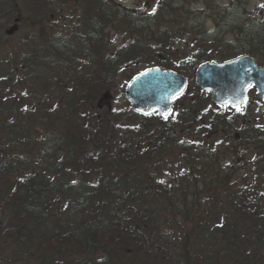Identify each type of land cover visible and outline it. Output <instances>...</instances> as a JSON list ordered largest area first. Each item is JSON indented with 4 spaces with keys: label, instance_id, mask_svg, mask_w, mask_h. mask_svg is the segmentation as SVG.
Segmentation results:
<instances>
[{
    "label": "trees",
    "instance_id": "16d2710c",
    "mask_svg": "<svg viewBox=\"0 0 264 264\" xmlns=\"http://www.w3.org/2000/svg\"><path fill=\"white\" fill-rule=\"evenodd\" d=\"M79 1L93 10L86 19L85 36L74 37V30L72 35L32 38L35 45L31 43L19 60L0 52V232L4 233L0 238L11 241L37 264H264L263 258L247 255L254 246L264 248L263 229L258 226L264 214L258 207L242 206L253 200L248 194L251 189L258 206L261 193L252 184L237 187L232 182L233 164L221 157L226 151L243 153L248 164L251 159L245 155L254 152V175L259 178L264 173V126L242 112L233 117L234 110L227 116L216 110L208 116L198 114L195 104L187 107L192 104L187 90L175 103L177 108L185 104L189 114L182 122L190 124L186 144L177 143L179 123L172 116L139 117L146 127L138 131L137 142L131 134L134 127L126 128L125 116L137 114L129 104L121 116L111 103H101L113 89L116 59L124 57L127 46L116 49L117 55L106 56L105 28L111 13L98 1ZM164 1L166 6L157 7L153 14L118 9L114 21L119 19L123 26L110 27L126 32L127 45L131 42L143 52L153 49L150 41L162 47L172 40L171 49L172 31L182 33L175 11L186 7L188 18L194 15L199 22L208 4L206 0ZM66 3L75 7L69 0ZM196 3L204 9L193 10ZM48 12V0H0V30L9 22L20 25L28 18L36 24L26 13L40 17ZM209 18L217 24L214 15ZM221 18L229 28L235 21L228 15ZM195 28L190 31L198 34ZM261 29L252 35L246 30L243 37L235 33L232 40L240 36L251 44L243 46L244 52L255 50L264 42ZM212 31L207 35L203 28L205 44L215 41ZM157 33L166 40L162 42ZM228 34L232 37L229 29ZM198 36L195 41H200ZM214 49L211 45L206 53L213 56ZM74 51L85 60L76 61ZM91 55L97 63L86 60ZM171 64L167 61L163 68L172 70ZM23 87L28 95L20 94ZM43 87L46 94L40 95ZM200 97L197 91L194 101ZM208 129L216 133L211 135ZM225 139L226 150L221 151L220 141ZM178 145L183 147L179 153ZM4 250L0 246V256Z\"/></svg>",
    "mask_w": 264,
    "mask_h": 264
},
{
    "label": "rangeland",
    "instance_id": "374dc122",
    "mask_svg": "<svg viewBox=\"0 0 264 264\" xmlns=\"http://www.w3.org/2000/svg\"><path fill=\"white\" fill-rule=\"evenodd\" d=\"M66 1L68 0H48L49 10L51 12H48L47 15L44 13L42 16H35V15H29V13H26L32 20L37 21L36 24L31 25L30 19H26V21L20 25L17 26L15 30H13L11 33H7L8 30H10L14 23L9 22V24L2 30H0V52L4 53L5 55H11L12 57L16 56L19 60L22 55H27L28 48H31L30 45L33 39H41V38H55L57 36H60L61 34L64 35L66 33L72 35V32L75 30L76 33L73 34L74 37H77L78 34L81 36H85L83 33L86 31V19L89 16L93 15V10H87L88 5L87 3L83 4L79 0H69V2L73 3L74 6H67ZM92 1H98L101 5L103 4L107 9L108 13L111 15L110 22L108 23V26L105 28L107 38L106 44L103 47L104 54L107 55H117V52L119 50H123L126 48L127 53L123 54L124 57L128 59H124V57L117 58L118 61L116 64L117 67V75L115 77V83L113 85V89L111 92L107 93L103 99H101L102 105H106L108 103H111L112 108L114 111L122 112L120 115L122 116L123 112L128 110V104L129 101L126 99L125 96L122 95V92L125 90V87L127 86L129 78L132 75H135L146 68L151 67H157V66H166L167 61H169L171 64V67L175 71H179L183 73L185 76H187L189 80V85L187 90L189 91L190 96H192V104L188 105V109L193 104L198 107V114L203 115H210L211 111H222L223 116H227L229 114V108L228 107H221L217 108L214 106L211 101L210 97H207L205 93L201 92V97L199 98L198 102L194 101L193 98L194 94L199 91L196 84V69L199 65V57L196 56L195 51L199 49V52L205 53L209 49V46L213 45L215 46V49L213 50V54L218 55V58L224 59L225 57L227 59H230L236 55L234 49V45L237 43V41L231 42L233 39V34H239L240 36H244V33L248 32V35H252L256 29L259 28L258 31H261V27L264 29V0H206L207 2V10L204 8H201L199 4H196L197 9H204L206 13V16L200 17V21L204 23V25L198 24L199 22H195L196 16H193V18H188V12H186V7H184V10L182 11L180 9H177L175 11L179 16V20L177 23L178 27L181 28V34H179V31L177 29L172 31L173 34V48L170 49L168 44H171L172 40L169 41L166 45L168 47H165L164 45L162 47L156 46L155 42L150 41L149 44L152 45L153 49H148L143 52V50L136 49L133 47L131 42L127 45V37L128 34L126 32H123L122 30H117L114 27H110L115 25L117 28L123 26L119 19L118 21H114L115 17L118 15V9H122L123 7L127 8L128 11L132 13H136L137 11L141 12V14L145 13H152L161 6V8L166 6V3L164 0H92ZM169 1V0H168ZM163 2V3H161ZM22 4V3H21ZM7 7H11L10 3ZM73 7V8H72ZM3 8V7H2ZM21 8V7H20ZM17 9V8H16ZM222 9H225L227 12L231 10L232 14H226ZM57 11L59 14H57ZM165 12V11H164ZM50 14H53L52 16ZM203 14V13H202ZM148 15V14H147ZM210 15H214L215 19L218 20L217 24H215L212 18H209ZM222 15H228L235 19L234 22H232V26L222 25L220 20H222ZM45 16V17H44ZM184 16V17H183ZM200 16V14L198 15ZM231 18V19H232ZM196 27L198 34L195 32H191L190 29ZM81 27V28H80ZM88 27V26H87ZM203 28L205 29V33L210 32V30H213L212 34L215 35V41L209 42L206 45L204 40H201L203 38ZM81 33H79V30ZM228 29L230 30L232 37L228 34ZM198 36L200 41H195L196 35ZM67 35V34H66ZM11 37V39L9 37ZM44 36V37H43ZM157 38L161 39L162 42H164L166 39H164V36L161 33H157ZM237 39L239 42H245L248 46L251 44L246 42L245 39L241 38ZM176 37V39H174ZM8 40L10 43H8ZM130 39V37H129ZM34 41V40H33ZM260 41H264V39H260ZM35 45V42L32 43ZM154 45V46H153ZM262 47H256L254 50L255 53H259L257 56L259 65L264 68V42L261 44ZM170 49V50H169ZM263 50V51H260ZM74 54L77 55L76 61H79L81 59L85 60V56L81 55L78 51ZM124 59V60H123ZM147 59V60H144ZM7 60V59H6ZM88 61H94V55H91L90 59H86ZM127 62L126 66H122V63ZM130 62V63H129ZM94 63H97L94 61ZM129 63V64H128ZM85 67L83 68V70ZM193 81V82H191ZM69 84L66 85L68 87ZM26 87V86H25ZM25 87H23V90L20 92V94L28 95L29 92ZM40 89V95H45V88H39ZM192 94V95H191ZM204 94V95H203ZM203 95V97H202ZM204 100H201V99ZM264 100V99H263ZM24 102H27L26 100ZM247 104L250 103V110L248 112L243 111H237L233 112L230 115H233V117H236L237 115H240L239 112H242V114L245 115L246 118L252 119V121L255 124H262L264 126V101H259L257 98L254 97V95L250 94L248 97V100L246 102ZM254 104V105H253ZM182 110L181 117L186 118L185 115H189L187 110L185 109V104H181L179 108H175L173 114H178L179 111ZM190 111V110H189ZM128 112V111H127ZM231 112V111H230ZM244 112V113H243ZM246 113V114H245ZM138 116V117H137ZM132 115L127 114L125 116V121L127 122L128 127H134L132 130L127 129L128 131L131 130V134H133V137H136L137 142H140L141 135L138 131L143 129L145 126V122L142 118H139V115ZM241 116V115H240ZM129 118L131 121H129ZM183 118V119H184ZM240 117H238L239 119ZM188 119V118H186ZM237 119V120H238ZM125 122H123L124 124ZM205 123V122H204ZM240 124L239 120L237 122ZM186 126L190 127V124L185 125L184 123V129ZM146 127V126H145ZM205 130V128H203ZM206 131V130H205ZM138 132V133H137ZM208 133L213 135L216 132H212V130L208 129ZM185 134H189L188 131H185ZM113 136H109L108 138H111ZM204 140L203 137H200L199 140ZM220 139V138H218ZM218 139L213 138V141H217ZM264 139V137H263ZM227 140H222L219 149L221 151L226 150L224 143ZM113 141H110L112 144ZM227 143V142H226ZM202 147H204V143L200 144ZM113 149V146H110V149ZM182 149L177 150V153H179ZM243 154V153H242ZM241 155H234L231 154L230 151H226L222 153V157L226 158L227 161L225 163L233 164V170H234V182L235 185H238L237 187L241 186H249L252 184V187H256L255 191L260 192L258 193L260 196V200H258V206L255 205V202L253 200L254 196L257 197V194L254 192L252 193V189L249 191V196L253 198V200H246L242 201V206H245L247 209L248 207L253 209L254 207H258V212H262L264 214V173L259 177L256 178L254 175V165L253 164L252 157L254 152L249 151L248 154L245 155L250 161L247 164L246 159ZM224 162V161H223ZM174 163V162H173ZM182 165V164H180ZM190 165V164H189ZM175 165L171 164L170 168L173 170V167ZM170 170V169H169ZM168 169H166V172H169ZM158 175L159 172L157 171ZM160 179H163L166 182V177L164 175L159 176ZM251 186V185H250ZM235 189V188H234ZM245 189V188H244ZM243 189V190H244ZM246 191V189H245ZM245 193V192H244ZM241 194L236 192V197L239 198ZM222 197V195H221ZM244 199L246 197H243ZM205 210V209H203ZM218 211H215L214 216L218 222L219 216L216 213ZM264 219L262 218L260 222L258 223V226L262 230V235H264V226L261 227L260 224L264 225ZM4 235L3 232H0V236ZM3 237V236H1ZM7 243V244H5ZM0 246L4 247V253H1L0 257V264H37L36 260L31 258L26 252L16 250L17 248H14L12 245V242H5L4 239L0 238ZM247 251V250H245ZM244 251V252H245ZM17 254V255H14ZM247 254V253H246ZM245 255V253H244ZM249 258H263L264 259V248L261 249V247L254 246V249L250 250L249 254H247ZM246 255V256H247ZM264 262V260H263Z\"/></svg>",
    "mask_w": 264,
    "mask_h": 264
},
{
    "label": "water",
    "instance_id": "95a60500",
    "mask_svg": "<svg viewBox=\"0 0 264 264\" xmlns=\"http://www.w3.org/2000/svg\"><path fill=\"white\" fill-rule=\"evenodd\" d=\"M17 28L14 25L7 33ZM250 71V72H249ZM198 87L211 93L216 104L237 105L246 99L247 88L255 83L259 97H264V70L259 69L249 56L223 63L201 65L196 73ZM187 87L185 75L151 68L134 77L125 89L132 110L146 115L160 112L167 115L173 107V100Z\"/></svg>",
    "mask_w": 264,
    "mask_h": 264
},
{
    "label": "flooded vegetation",
    "instance_id": "af4514ba",
    "mask_svg": "<svg viewBox=\"0 0 264 264\" xmlns=\"http://www.w3.org/2000/svg\"><path fill=\"white\" fill-rule=\"evenodd\" d=\"M51 15H53V14H51ZM234 41H237V43H235V44H231V45H234V49H236V51H235V53H236V55L234 56V57H232V58H230V59H227L226 57L224 58V59H221V61H220V58H218V55H213V56H210L209 54H206V55H203V56H200L199 57V60H198V62L199 63H202V62H224V61H227V60H231V59H235V58H238V57H240V56H243V55H249V56H251L252 58H254L255 59V61H256V64H258V66L261 68V66L259 65V63L257 62L258 61V58H259V56H257L259 53H255L254 52V49H252L251 51H249V52H244V47H249L245 42H239L238 40H231V42H234ZM246 42H249V41H246ZM250 43V42H249ZM244 46V47H243ZM257 47H262L261 46V44L259 45V46H257ZM260 51H263V50H261L260 49ZM213 57H217L216 59L215 58H213ZM250 94H252V95H254V97L255 98H257L259 101H264L263 99L261 100L260 98H259V90H258V88L256 87V85L255 84H251L249 87H248V89H247V99L243 102V103H241V105H239V106H231V105H223V106H218L217 104H215V103H212L214 106H218L217 108H221V107H228L230 110H240V111H243V109H244V111H251L249 108H250V103H246L247 102V100H248V97H249V95ZM176 100L174 101V106H173V110H172V112L169 114V116H172L173 118H175L174 120L177 122V123H179L177 126H176V135L178 136V141H177V143H179V144H181V145H184V144H186V142H187V134H185V131H187L186 130V128H188V127H186L185 129H184V125L182 124V122L184 121V119L181 117V113L183 112V110L182 111H179V113L177 114H173V112H174V109L175 108H177L176 107ZM254 105V104H253ZM194 130V129H193ZM197 138H198V135L196 134L195 136H194V141H196L197 140ZM222 141V140H221ZM220 141V142H221ZM181 145H178V146H181ZM181 149H183V147L181 146ZM222 157V156H221Z\"/></svg>",
    "mask_w": 264,
    "mask_h": 264
},
{
    "label": "snow or ice",
    "instance_id": "6c2138e0",
    "mask_svg": "<svg viewBox=\"0 0 264 264\" xmlns=\"http://www.w3.org/2000/svg\"><path fill=\"white\" fill-rule=\"evenodd\" d=\"M239 110V109H238Z\"/></svg>",
    "mask_w": 264,
    "mask_h": 264
}]
</instances>
